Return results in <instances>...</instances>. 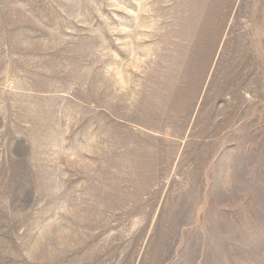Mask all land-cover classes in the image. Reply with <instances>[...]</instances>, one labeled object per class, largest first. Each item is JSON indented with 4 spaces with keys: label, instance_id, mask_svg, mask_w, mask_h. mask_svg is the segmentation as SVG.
<instances>
[{
    "label": "rangeland",
    "instance_id": "374dc122",
    "mask_svg": "<svg viewBox=\"0 0 264 264\" xmlns=\"http://www.w3.org/2000/svg\"><path fill=\"white\" fill-rule=\"evenodd\" d=\"M0 264H264V0H0Z\"/></svg>",
    "mask_w": 264,
    "mask_h": 264
}]
</instances>
